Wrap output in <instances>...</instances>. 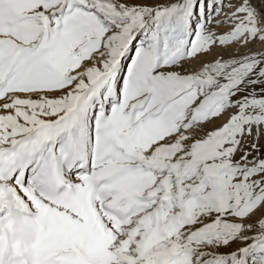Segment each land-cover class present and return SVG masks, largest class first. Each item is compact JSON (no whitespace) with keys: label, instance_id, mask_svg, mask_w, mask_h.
<instances>
[{"label":"snow or ice","instance_id":"1","mask_svg":"<svg viewBox=\"0 0 264 264\" xmlns=\"http://www.w3.org/2000/svg\"><path fill=\"white\" fill-rule=\"evenodd\" d=\"M0 264H264V0H0Z\"/></svg>","mask_w":264,"mask_h":264},{"label":"bare ground","instance_id":"2","mask_svg":"<svg viewBox=\"0 0 264 264\" xmlns=\"http://www.w3.org/2000/svg\"><path fill=\"white\" fill-rule=\"evenodd\" d=\"M237 246H242L239 244V242H237V244H233L232 248H235ZM231 249H221V251H224V252H227V251H230Z\"/></svg>","mask_w":264,"mask_h":264}]
</instances>
